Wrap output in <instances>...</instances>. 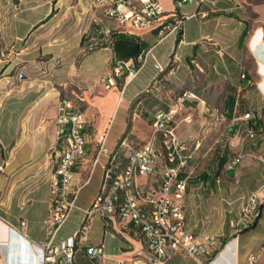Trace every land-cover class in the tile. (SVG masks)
Wrapping results in <instances>:
<instances>
[{"label": "crops", "instance_id": "0c3cea01", "mask_svg": "<svg viewBox=\"0 0 264 264\" xmlns=\"http://www.w3.org/2000/svg\"><path fill=\"white\" fill-rule=\"evenodd\" d=\"M159 1L165 11L175 9V0ZM197 10L209 14L190 16ZM180 12L187 16L183 28L162 37L159 28H115L96 0H0V264H33L31 243L49 238L44 222L61 150L56 116L62 95L86 116V155L75 168L73 189L96 181L98 190L90 199L79 192L78 205L87 207L105 172L104 156L95 163L100 141L105 138L108 148L119 150L112 167L115 174L122 171L128 154L151 136L157 115L186 90L199 97L187 100L174 117L178 136L192 155L181 174L187 180L186 223L199 237L216 235L218 245L202 258L171 251L168 264H264V75L251 47L253 35L247 37L242 1L186 3ZM100 24L115 28L111 37L99 32ZM149 49L136 74L125 69L116 85L106 87L119 60ZM248 112L254 140L244 135L242 119ZM241 151L245 157L230 168ZM164 166L158 157L155 172L139 176L137 183L160 189ZM255 192L263 196L257 220L237 228L243 200ZM83 218L75 210L56 243L75 234ZM106 227L114 237L105 234ZM102 243L100 264L114 257L132 264L136 252L146 247L137 225L97 215L88 239L76 238L75 262L91 264L88 249Z\"/></svg>", "mask_w": 264, "mask_h": 264}, {"label": "built area", "instance_id": "2783aa9c", "mask_svg": "<svg viewBox=\"0 0 264 264\" xmlns=\"http://www.w3.org/2000/svg\"><path fill=\"white\" fill-rule=\"evenodd\" d=\"M96 1L100 3V0ZM205 1L207 0H175V9L170 12L164 10L159 0H112L107 3H110L109 13L117 15L115 28L129 27L137 30L159 28V33L165 37L183 28L187 16L180 12V7L186 3H196L200 6ZM208 14L206 10H197L190 16L204 18ZM115 28L100 24L99 32L106 37L107 33L113 32ZM85 47H91V44ZM150 53L151 49L140 52L131 59L119 60L113 74L105 80L106 87L116 85V76L121 75L125 69H128L132 75L136 74L139 67L147 62ZM156 67L160 71L164 70L163 65L158 61H156ZM189 99H199V97L192 90H186V97H178V102H175L168 111L160 113V120L154 123L151 136L137 150H134L133 154H128L127 165L116 174L112 165L118 158L119 150L108 148L105 138L100 141L95 163L100 162L104 156L106 158L105 172L98 194L87 207L79 206L77 203L83 184L73 189L75 167L84 159V122L80 118V109L71 111L65 103L57 104L56 121L61 137V150L52 171V199L44 222L49 238L40 245L31 243L35 256L31 260L33 264H77L75 262L76 238L79 236L83 240L88 239L91 223L97 215L107 218L119 216L122 222L133 223L140 227L145 237L146 247L136 252L132 264H168L170 252L177 250H184L196 258L209 256L215 252L218 245L216 235L206 233L199 237L187 227L183 207L187 181L183 187H178L176 195H168L170 177H175L178 166L192 158L191 153H187L188 146L180 140L174 123L175 114ZM243 118L249 121L251 113H246ZM166 122H173V131H166ZM233 125L232 123L231 126ZM168 132H176V144H167ZM244 132L245 138L250 140L257 137L256 131L249 122L244 127ZM152 137H159L165 159L166 182L162 193H155V189H144L137 183L139 176L151 175L150 138ZM245 155V152H239L230 161V168H236ZM132 195H140V202H132ZM262 197L255 192L243 200L237 228L250 226L254 222L259 213ZM75 210L83 213L82 225L75 234L56 243L59 230ZM25 224L26 221L23 220L22 225ZM105 234L110 237L115 236L108 227L105 229ZM104 246L102 243L100 246L88 249L90 257L94 259L91 264H100L98 259L104 255ZM110 264H125V259L114 257Z\"/></svg>", "mask_w": 264, "mask_h": 264}, {"label": "bare ground", "instance_id": "6f19581e", "mask_svg": "<svg viewBox=\"0 0 264 264\" xmlns=\"http://www.w3.org/2000/svg\"><path fill=\"white\" fill-rule=\"evenodd\" d=\"M112 0H100V3H102V5L106 6V16L112 20H114L115 22H117V15L116 13H109L110 11V3L107 2H111ZM112 36V32H108L106 37H111ZM260 42L256 43L255 45V49L257 51V49L260 47L259 46ZM262 45H264L262 43ZM262 48V47H261ZM263 50V49H262ZM258 52V51H257ZM262 57V54L260 55ZM180 97H186V91L180 96ZM58 103H65V106L70 109L71 111H78V107L74 104L73 100L66 96V95H62L58 101ZM80 118L81 121L84 122L83 123V141H85L83 143V157H85L86 155V139H85V135H84V129L86 126V116L85 113L80 110ZM160 120V113L157 115L155 123H158ZM166 131H173V122H166ZM159 140V137H152L150 138V164H151V174H153L155 172V167H156V160L158 157H161L165 163V159L163 157L162 154V149H161V143H160V147H157L156 145V141ZM167 144H176V132H168L167 134ZM137 150V149H135ZM134 150L130 153L133 154ZM190 160L191 159H187L186 163L181 164L180 166H178L177 170H176V174L175 177H170L169 179V183H168V195H176L177 191H178V187H183V184L187 181L185 178L181 177V174L190 166ZM127 165V164H126ZM150 174H143L141 176H149ZM163 181L161 183L160 189L156 190L155 189V193H162L163 189H164V184L166 182V174H165V166H164V171H163ZM132 202H140V195H132Z\"/></svg>", "mask_w": 264, "mask_h": 264}, {"label": "rangeland", "instance_id": "374dc122", "mask_svg": "<svg viewBox=\"0 0 264 264\" xmlns=\"http://www.w3.org/2000/svg\"><path fill=\"white\" fill-rule=\"evenodd\" d=\"M241 1H242V10H243L242 15L246 17L245 28L247 30V35H248L247 37L249 38L250 36L253 35L251 39V47L253 48L254 52L257 54L258 58L260 59V70L264 75V45H262V43L264 44V0H241ZM64 9H67L66 5H64ZM102 9H104L105 12L106 6L102 5ZM258 42H260L259 44L260 47L257 49L258 51L257 52L254 47ZM261 54L262 57L260 56ZM254 63L255 61L251 60L250 62L251 67H254ZM260 83L261 84L264 83V77L263 80L260 81ZM118 120H119V115L114 120V124L112 123L113 124L112 131L115 130V128L117 127ZM242 120H243V126L245 127L248 121L246 119H242ZM228 123L229 122L226 121V124ZM141 145H138V147ZM95 152L97 153L98 150H96ZM97 190H98V184L96 183L95 180H93L92 182L84 185L81 188V194L85 195L88 199H90L96 194Z\"/></svg>", "mask_w": 264, "mask_h": 264}, {"label": "trees", "instance_id": "16d2710c", "mask_svg": "<svg viewBox=\"0 0 264 264\" xmlns=\"http://www.w3.org/2000/svg\"><path fill=\"white\" fill-rule=\"evenodd\" d=\"M257 217H258V215H257ZM257 217L255 218L254 222L250 226H244V228H249V227L253 226L257 220Z\"/></svg>", "mask_w": 264, "mask_h": 264}]
</instances>
